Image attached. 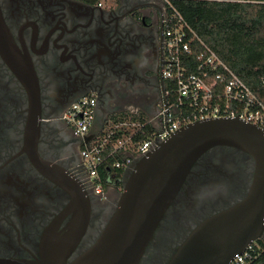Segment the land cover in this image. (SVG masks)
Masks as SVG:
<instances>
[{"label": "flooded vegetation", "instance_id": "flooded-vegetation-1", "mask_svg": "<svg viewBox=\"0 0 264 264\" xmlns=\"http://www.w3.org/2000/svg\"><path fill=\"white\" fill-rule=\"evenodd\" d=\"M163 6V0H0L14 51L38 80V153L78 182L82 139L63 113L84 96L96 99L95 125L121 112H155L164 92ZM28 111L26 88L0 51V259H40L46 231L59 222L64 233L71 220L63 217L69 194L23 151ZM254 169L253 158L234 147L202 155L139 264H169L198 225L247 196ZM123 189L124 183L106 200L86 191L90 224L71 260L98 240Z\"/></svg>", "mask_w": 264, "mask_h": 264}, {"label": "water", "instance_id": "water-1", "mask_svg": "<svg viewBox=\"0 0 264 264\" xmlns=\"http://www.w3.org/2000/svg\"><path fill=\"white\" fill-rule=\"evenodd\" d=\"M0 51L22 80L29 98L23 151L43 176L69 194L70 203L63 217L71 215L64 233L58 232V222L43 235L40 259L8 258L0 259V264H139L194 164L218 146L237 148L253 158L252 186L241 202L198 225L169 264H230L235 255L264 236V133L239 118L210 119L181 128L134 163L124 176L118 205L102 234L87 251L71 260L88 231L90 199L78 181L38 153V80L31 65L18 59L1 11ZM91 139L89 136L86 142Z\"/></svg>", "mask_w": 264, "mask_h": 264}, {"label": "built area", "instance_id": "built-area-1", "mask_svg": "<svg viewBox=\"0 0 264 264\" xmlns=\"http://www.w3.org/2000/svg\"><path fill=\"white\" fill-rule=\"evenodd\" d=\"M163 97L153 114L126 112L122 120L96 130V99L72 103L62 119L82 139L78 180L83 189L106 200L120 190L125 174L181 128L210 119H235L264 133V104L193 31L170 0H163ZM139 113L143 115L140 116ZM115 124V125H114ZM108 128V129H106ZM264 236L230 264H262Z\"/></svg>", "mask_w": 264, "mask_h": 264}, {"label": "trees", "instance_id": "trees-1", "mask_svg": "<svg viewBox=\"0 0 264 264\" xmlns=\"http://www.w3.org/2000/svg\"><path fill=\"white\" fill-rule=\"evenodd\" d=\"M77 1L94 5L101 0ZM170 1L194 33L264 104V0ZM127 116L112 118L116 122ZM259 261L264 264V250Z\"/></svg>", "mask_w": 264, "mask_h": 264}, {"label": "crops", "instance_id": "crops-1", "mask_svg": "<svg viewBox=\"0 0 264 264\" xmlns=\"http://www.w3.org/2000/svg\"><path fill=\"white\" fill-rule=\"evenodd\" d=\"M125 113H126V112H121V113H119V114H125ZM112 117H114V114H113V115H110L109 117H106V118L104 119V121H102V123H100V124H98V125H95L94 128H93V130H92L93 133L91 134V136H93L94 132H95L96 130H98L99 128H101V127L103 126V124L106 126L107 123L109 122V120H110Z\"/></svg>", "mask_w": 264, "mask_h": 264}, {"label": "rangeland", "instance_id": "rangeland-1", "mask_svg": "<svg viewBox=\"0 0 264 264\" xmlns=\"http://www.w3.org/2000/svg\"><path fill=\"white\" fill-rule=\"evenodd\" d=\"M140 95H143V94H140ZM139 95V96H140ZM139 115L140 116H142L143 114L142 113H139ZM113 121H114V118H111L110 120H109V123H113ZM115 125V124H114ZM106 129H108V128H106ZM109 195H113V192H111Z\"/></svg>", "mask_w": 264, "mask_h": 264}]
</instances>
